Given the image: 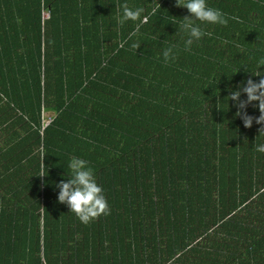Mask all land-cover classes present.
Instances as JSON below:
<instances>
[{
	"label": "trees",
	"instance_id": "1",
	"mask_svg": "<svg viewBox=\"0 0 264 264\" xmlns=\"http://www.w3.org/2000/svg\"><path fill=\"white\" fill-rule=\"evenodd\" d=\"M207 3L239 22L185 51L175 0H0V264H264V135L225 98L264 75V0ZM73 157L110 206L88 224Z\"/></svg>",
	"mask_w": 264,
	"mask_h": 264
},
{
	"label": "clouds",
	"instance_id": "2",
	"mask_svg": "<svg viewBox=\"0 0 264 264\" xmlns=\"http://www.w3.org/2000/svg\"><path fill=\"white\" fill-rule=\"evenodd\" d=\"M176 7L187 9L189 16L182 18L180 28L183 30L185 39L183 47L185 51H190L195 42H199L204 36L211 33L204 30L205 25L227 26L229 20L239 22V17L227 16L221 10L209 6L207 0H175ZM161 9L158 2L157 7H153L148 15H155ZM162 17L163 12L159 11ZM144 9L130 8L126 3L121 5V11L118 22L123 24L128 21L137 22V30L144 22ZM165 63L175 60V54L172 47H168L162 52ZM248 79L244 80L234 88L227 89L229 95L227 103L231 102V107L236 109L235 118H239L245 128H252L253 123L261 126L259 136L264 135V75L250 73ZM252 77H259L258 80ZM218 100L216 107L225 101ZM253 106L258 109L259 116L253 117L247 113V108ZM255 150L264 153V142L254 145ZM45 168L43 163L39 177H45ZM67 178L62 179L56 184L58 189V203L65 205L69 212L83 224H88L100 216H107L110 212V206L104 194V190L97 183L93 169L88 162L79 157H73L67 164Z\"/></svg>",
	"mask_w": 264,
	"mask_h": 264
}]
</instances>
